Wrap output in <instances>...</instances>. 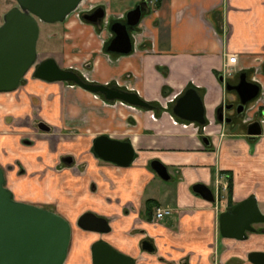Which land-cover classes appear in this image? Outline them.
Masks as SVG:
<instances>
[{
    "label": "crops",
    "instance_id": "obj_1",
    "mask_svg": "<svg viewBox=\"0 0 264 264\" xmlns=\"http://www.w3.org/2000/svg\"><path fill=\"white\" fill-rule=\"evenodd\" d=\"M126 1L85 0L62 24L69 44L97 59L90 83L136 92L154 110L28 73L17 90L0 92V165L6 185L17 201L44 202L72 227L94 235L80 238L86 255L104 241L137 264H213L215 252L237 241L222 236L221 215L251 197L264 213V107L257 99L241 115L240 95L228 89L247 74L264 97V0H137L123 8ZM139 4L145 11L131 33L134 51L109 52L111 26ZM95 8L106 12L98 24L83 18ZM107 31L100 47L97 33ZM231 55L238 61L230 69ZM190 89L202 97L206 126L173 112ZM221 108L226 119L241 117L222 122ZM254 122L263 127L257 138L248 133ZM40 123L52 130L38 129ZM101 136L130 142L134 161L124 167L100 158L94 143ZM154 161L168 168L170 180L153 169ZM198 184L212 189L216 201L196 193ZM158 209L171 214L158 219ZM87 213L108 219L111 231L82 229L78 222ZM145 241L155 252L144 250ZM239 257L224 255L222 263H238Z\"/></svg>",
    "mask_w": 264,
    "mask_h": 264
},
{
    "label": "water",
    "instance_id": "obj_2",
    "mask_svg": "<svg viewBox=\"0 0 264 264\" xmlns=\"http://www.w3.org/2000/svg\"><path fill=\"white\" fill-rule=\"evenodd\" d=\"M85 0H17L18 6L10 10L0 26V92L17 90L29 71L37 67L35 77L47 82H73L94 94L104 95L111 102L121 101L142 109L154 110V106L130 92L106 84L85 81L79 74L62 69L55 58L43 63L39 61L38 43L41 24L65 22L76 13ZM96 18L85 14V20L98 24L106 16L104 9ZM98 10V12L100 11ZM144 4H139L127 14V23L116 22L111 26L115 38L110 42L108 51L129 55L134 51L131 33L142 21ZM97 12V13H98ZM40 63V64H39ZM224 82V77H221ZM229 90L238 92L241 104L238 113L242 114L247 105L260 98L262 88L250 82L247 74L241 76L236 86ZM231 108V107H229ZM175 116L206 126V111L202 97L197 90L190 89L182 96L173 110ZM222 122L232 121L225 118V109L219 110ZM44 131L51 128L45 123ZM248 133L257 138L263 135L261 122L249 125ZM206 143H210L207 137ZM95 153L103 160L127 167L135 159V151L130 142L113 140L101 136L95 140ZM153 169L164 180H170L168 168L160 161L152 163ZM196 193L206 200L215 202V195L208 186L198 184ZM221 234L226 239L246 241L249 233L258 232L257 224L264 223L256 197H251L221 215ZM78 225L85 231L106 234L111 231L110 221L94 213L83 215ZM73 238L71 223L58 213L43 207L17 201L6 185V172L0 165V264H66ZM144 250L155 252L150 241L144 242ZM94 264H137L130 256L118 251L109 243L101 241L93 247ZM253 264H264V252L255 251L249 255Z\"/></svg>",
    "mask_w": 264,
    "mask_h": 264
},
{
    "label": "rangeland",
    "instance_id": "obj_3",
    "mask_svg": "<svg viewBox=\"0 0 264 264\" xmlns=\"http://www.w3.org/2000/svg\"><path fill=\"white\" fill-rule=\"evenodd\" d=\"M136 1L137 0L126 1L125 7L123 8H127V7L129 8L135 6ZM17 6H18L17 0H0V26L4 24L5 15L10 10H12ZM115 6H117L116 3ZM120 7L122 8V5ZM97 34H99V36L101 37V38L97 37V40L99 41V45L101 47V44L104 45V42L106 39H108L110 33L107 31L106 33L103 34H101L100 32ZM38 52L40 56L39 57L40 62L48 57L55 58L56 60L60 61L62 67L66 69H73L80 72L81 77L87 82L94 80L95 78L94 68H95V61L97 59L95 57H92L91 55H88L81 49H78L74 45V43L69 44L68 31L65 28L64 24L62 23L53 24V25H45V24L42 25L41 36L38 43ZM34 69L35 67L32 68L29 73L34 72ZM68 84L76 85L71 82ZM99 97L102 96L99 95ZM37 204H38L37 206L40 205V207L58 213L55 207L49 206L44 202H37ZM156 218H157V213H156ZM255 228L258 230V232L249 233V239L246 240L245 242H241L238 240L231 241L230 244H233L230 245L231 247L228 248L225 247L221 251L215 252L213 264H223L222 263V261L224 262L223 257L224 255H228V254L230 255L238 254V256H241L239 257L240 262L234 264H252V262L249 260V255L252 252L258 250L264 251V241H262L264 240V223L257 224ZM82 237H84L85 239L95 236L81 231L79 227L75 224V226L73 227V238L66 264H94L93 253L91 252V250H89L88 255H86L84 246L80 244L81 243L80 238L82 239ZM97 238L101 239L102 237L99 236ZM94 240L95 239L91 240L90 246L96 242V240L95 241ZM73 258L75 259L80 258L82 259V262H73ZM145 263L158 264L161 262H145Z\"/></svg>",
    "mask_w": 264,
    "mask_h": 264
},
{
    "label": "flooded vegetation",
    "instance_id": "obj_4",
    "mask_svg": "<svg viewBox=\"0 0 264 264\" xmlns=\"http://www.w3.org/2000/svg\"><path fill=\"white\" fill-rule=\"evenodd\" d=\"M18 3V2H17ZM100 9H102V8H95L93 11H91V12H88V13H86V14H89V15H91L92 16V18H96V16L98 15V14H100V13H102V11L100 10ZM98 10H100L99 12H98ZM98 12V13H97ZM85 15V14H84ZM83 15V16H84ZM84 18V17H83ZM105 19V18H104ZM103 19V20H104ZM127 19H123V20H121V21H119V22H122V23H124V24H126L127 22ZM61 24V23H60ZM42 25L43 24H41V30H42ZM45 25H53V24H45ZM115 38V34L112 32V38H111V40H113ZM49 58H51V57H48V58H46V59H44L43 61H41V63H43L44 61H46L47 59H49ZM40 64V63H39ZM59 64V63H58ZM59 66L62 68V69H64V70H71V71H74V72H76L77 74H79L80 76H81V74H80V72H78V71H76V70H73V69H66V68H64V67H62L60 64H59ZM38 67V66H37ZM37 67H35V69H34V77H35V72H36V69H37ZM30 72V71H29ZM36 78V77H35ZM86 81V80H85ZM66 83H70V82H66ZM71 83H73V82H71ZM75 84V83H74ZM110 87H116V86H114L113 84H110L109 85ZM118 88V87H117ZM104 96V95H103ZM105 97V96H104ZM240 105V104H239ZM233 107V109H235V106H234V104L232 105ZM237 109H238V107H237ZM242 115V114H241ZM241 115H239L238 113H237V115L235 116V117H228V119L229 118H232L233 119V122L236 120V119H239L240 117H241ZM41 124V123H40ZM40 124L38 125V129H40V130H42L41 129V127H40ZM52 130V129H51ZM50 130V131H51ZM68 161H70V160H68ZM93 262H94V260H93Z\"/></svg>",
    "mask_w": 264,
    "mask_h": 264
},
{
    "label": "built area",
    "instance_id": "obj_5",
    "mask_svg": "<svg viewBox=\"0 0 264 264\" xmlns=\"http://www.w3.org/2000/svg\"><path fill=\"white\" fill-rule=\"evenodd\" d=\"M237 61H238L237 55H231L229 57V64H228L229 66H228V68H230V69L233 68L237 64ZM260 103L264 107V97H261V99L259 98V101H258L257 105L260 104ZM261 121L264 124V118ZM227 187H228V184H227V186H226L225 189H227ZM170 214H171V211L170 210H166V209L162 210V209H159L157 211V218L158 219H163L165 216L170 215Z\"/></svg>",
    "mask_w": 264,
    "mask_h": 264
},
{
    "label": "trees",
    "instance_id": "obj_6",
    "mask_svg": "<svg viewBox=\"0 0 264 264\" xmlns=\"http://www.w3.org/2000/svg\"><path fill=\"white\" fill-rule=\"evenodd\" d=\"M154 105L156 106V111H158V109H159L158 107H159V106H158L157 104H155V103H154ZM162 111H164V110H162ZM156 115L159 116V112H157ZM233 207H235V206H234V205L231 206V207H230V210H231Z\"/></svg>",
    "mask_w": 264,
    "mask_h": 264
}]
</instances>
